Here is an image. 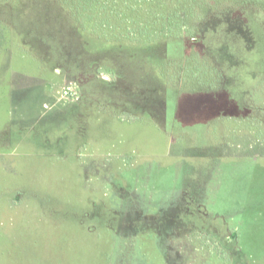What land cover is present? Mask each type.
<instances>
[{"label":"rangeland","instance_id":"374dc122","mask_svg":"<svg viewBox=\"0 0 264 264\" xmlns=\"http://www.w3.org/2000/svg\"><path fill=\"white\" fill-rule=\"evenodd\" d=\"M254 4L189 47L104 44L55 0H0V264H264L244 241L264 202Z\"/></svg>","mask_w":264,"mask_h":264},{"label":"trees","instance_id":"16d2710c","mask_svg":"<svg viewBox=\"0 0 264 264\" xmlns=\"http://www.w3.org/2000/svg\"><path fill=\"white\" fill-rule=\"evenodd\" d=\"M73 21L79 24L80 29L87 32L97 41L104 44L114 43H146L165 40L180 41L188 46L194 42L199 47L202 46V35L208 29V25L216 22L234 19L237 15L239 19L246 16L249 11L258 12L254 3L264 0H192V5L187 8L182 5L186 0H55ZM200 2L203 15L198 13L196 5ZM249 1V0H248ZM187 3V2H186ZM237 5V7H236ZM184 7V8H182ZM183 9V10H182ZM197 12H196V11ZM188 12L193 19H200V30L197 31L195 38L184 37L182 27L180 26V14ZM130 13L131 17H125ZM201 16V18H200ZM186 18L188 16H185ZM92 23L88 29L86 25ZM203 25V27H202ZM200 33V34H199ZM190 47V46H189ZM66 50V49H65ZM261 204V203H260ZM256 208H262L260 216L251 218L250 212L245 211V218L252 220L245 221L249 224L245 229L246 254L252 253L255 249V256L264 255V202L256 205ZM251 208V207H247ZM250 229V230H249ZM260 235V238L257 236ZM232 238L238 241V233H233ZM242 244V243H241ZM238 245V244H237ZM236 245V246H237ZM244 244L241 245L243 248ZM236 252L242 250L236 248ZM255 252V251H254ZM243 253V252H242Z\"/></svg>","mask_w":264,"mask_h":264},{"label":"built area","instance_id":"2783aa9c","mask_svg":"<svg viewBox=\"0 0 264 264\" xmlns=\"http://www.w3.org/2000/svg\"><path fill=\"white\" fill-rule=\"evenodd\" d=\"M73 94L75 93L72 92V88L68 86L63 90L62 97L73 96Z\"/></svg>","mask_w":264,"mask_h":264}]
</instances>
